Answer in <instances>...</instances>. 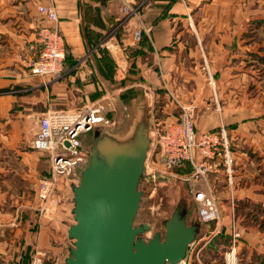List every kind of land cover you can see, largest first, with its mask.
I'll use <instances>...</instances> for the list:
<instances>
[{"label":"crops","instance_id":"crops-1","mask_svg":"<svg viewBox=\"0 0 264 264\" xmlns=\"http://www.w3.org/2000/svg\"><path fill=\"white\" fill-rule=\"evenodd\" d=\"M195 1H149L140 11V20L150 33L135 42L132 35L139 21H124L121 0H0V50L4 51L0 54V78L26 75L24 58L37 31L57 27L68 71L67 79L60 78L52 85L53 91L61 93L67 80L77 76L85 104L93 102L103 89L119 104L122 97L126 101L120 105L126 115L124 122L132 110L139 111L143 93L152 108L140 110L134 122L156 119L171 124L177 120V108L163 87L166 85L181 103L195 106L198 133L221 127L225 131L232 185L227 184L225 170L210 177L209 183L219 199L221 217H229L230 194L234 207L243 199L238 195L241 182L249 204L264 208V34L259 29L250 30L254 42L246 44V18L251 11H243L234 0H207L208 4L193 12L196 21L189 22L186 12L193 10ZM38 6L54 7L57 24L44 20ZM205 14L210 15V21L202 19ZM8 63L14 64L6 67ZM77 64L82 69L72 73ZM44 79L30 80L39 83L36 89L41 96ZM115 103L111 99L109 107L114 109ZM106 117L113 125L120 122L116 113L108 112ZM34 132L35 128L32 136L27 133L25 137L30 155L16 153L8 168L0 151V165L4 163L0 167V264H25L37 248L48 260L61 256L65 261L73 248L67 237L73 219L66 204L58 206L54 199L48 202V217L37 213L39 203L32 188L41 175L38 152L31 149ZM254 231L248 237V264H264V242L254 240L264 235V230ZM256 255H260L259 260L253 258Z\"/></svg>","mask_w":264,"mask_h":264},{"label":"rangeland","instance_id":"rangeland-1","mask_svg":"<svg viewBox=\"0 0 264 264\" xmlns=\"http://www.w3.org/2000/svg\"><path fill=\"white\" fill-rule=\"evenodd\" d=\"M199 1L200 0H196V3L193 2L191 4L193 10H187V21H196L193 12L197 11L199 6H202L203 4L206 5L209 2L207 0ZM234 2L239 3L243 11H251V16L248 17L247 14L246 18L247 22H249L247 33L245 35L242 34V36L244 35V38L247 40L246 44L253 43L254 40H251V35L253 34H250V30L259 29V33L264 34V0H234ZM250 2H253V4H250ZM123 19L124 21L127 20L124 18V15ZM202 19L210 21L211 17L210 15L205 14ZM250 26H254V28H250ZM111 30L112 29L109 31ZM2 53H4L3 49L0 50V54ZM15 55L16 59L20 62L19 55ZM65 59L66 56L59 77H45V79L34 77V79H44L42 80L44 81L42 83L44 88L42 96L39 94V89L38 92L36 89V85H39V83L36 81H30L33 77L30 76L28 72H26V75H20V77L0 78V151L2 153V158H5L4 161L6 163L8 162L6 166H4L3 163L0 167L4 166L8 168V165L11 166L10 159L18 152H27L30 155L31 150L25 144L26 134L28 133L32 136L33 129L35 128L34 124L48 111H72L87 105L82 98L83 94L81 93V89H78L80 88V84L78 83L77 76H72L71 80H67V85H65V89L61 93L53 91V84H58L60 78L67 79V73L65 74V72H67L68 69L65 66ZM13 64L14 63H8L5 66L10 67ZM78 66V64L74 65V70L71 69L70 71L74 73V71L82 69ZM106 92L107 91L103 89V91L100 92V95L96 98L93 97V102L88 104L99 103L106 106V113H116L120 122H118L117 125L111 123L108 127H97L91 132L83 135L84 138L81 139V151L84 155V162L76 169L73 176L68 178L64 176L59 177L58 183L54 185L53 191L48 197L49 202L56 199L58 206L66 204L69 210L70 219H73L74 217L72 213V188L79 185L82 171L88 166L90 156L96 152L103 140L109 139L119 145L130 144L134 141L138 128H141L143 134L146 136V120H141L140 125L134 122L135 117L140 110L142 113L149 108L146 106L149 102L146 95L143 93L141 94V106L139 111L132 110V112L129 113V117L127 116L128 119L124 122V116L126 115L121 111L120 105L122 104V101L119 104L117 102L118 99L116 100L112 98L113 96H109ZM114 97L116 98L115 94ZM111 99L116 102L114 109L112 106L109 107L108 104ZM145 99L148 101L147 103L145 102ZM40 101H42V103ZM124 109L126 110L127 107H124ZM10 138H12V140H10ZM38 155L39 157L36 159V163L41 178L37 179L36 187L32 188V191L36 193L39 203L37 213L46 218L48 216L44 214L45 212H41V208L44 207L45 203H42L39 198L37 186L42 182L50 181L51 160L46 153L38 152ZM154 158L155 155L150 152L147 161L149 163L139 184V191L142 195L134 225L139 226L146 224L150 227V230L142 235V239L147 242L154 234H160L163 236L165 231L164 222L168 220L176 210H178L186 220L187 225H193L197 228V236L193 245L189 248L186 255V261H189V264H228L227 259L232 249L230 223L231 220H234L235 229L239 233V237L236 239L237 247H235V261L238 264H248V237L251 232H255L254 230H257L258 232L264 230V208H262L260 204H249V201L244 195L245 191L243 190V187H241L242 182L239 184L238 195L243 199L239 201V204L236 203L238 208H236V206L234 207L235 210L232 217H221L219 221V232L217 231L215 223H209L210 226L213 224V227H211L212 229L210 230V226H206L198 220V206L192 202L190 195L192 185L190 183L180 181L179 179H172L171 177H160L157 174L152 178L153 174L149 169L154 167V164H152ZM148 172L151 175H149ZM256 193H260V190L256 191ZM48 204L49 203H46V205ZM207 228L209 230H206ZM215 233L218 234L215 235ZM225 238L229 240L228 244L227 242L221 241L222 239L227 241ZM254 240L257 242L262 240L264 242V235H258ZM257 246L260 245L257 244ZM36 250H39L38 252L41 253L43 264H64V260L61 256L56 260H48L46 253L42 249L37 248ZM36 250L34 249L32 251L31 256ZM254 257L259 258L260 255ZM29 260L30 258L25 264H28ZM262 260L264 261V259Z\"/></svg>","mask_w":264,"mask_h":264},{"label":"built area","instance_id":"built-area-1","mask_svg":"<svg viewBox=\"0 0 264 264\" xmlns=\"http://www.w3.org/2000/svg\"><path fill=\"white\" fill-rule=\"evenodd\" d=\"M136 1L121 0V11L125 19H138L139 26L132 36L135 42H139L150 33V28L141 23L140 11L151 0H142L140 3ZM37 12L44 20L57 24L58 16L54 7L38 6ZM27 49L28 56L24 58V62L30 76L59 77L64 64L65 45L57 27L39 29ZM163 87L179 110V114L176 122L171 124H161L156 119H148L149 145L143 175L151 152L155 155L152 161L154 167L149 169L153 174L152 178L157 174L160 177H171L190 183L192 202L198 206V220L204 225L215 223L218 231L221 207L209 178L225 170L227 184L230 187L232 185L229 144L225 131L221 127L218 131L198 133L195 130V106L181 103L166 85ZM151 105L149 102L148 107L152 108ZM106 114V106L92 103L72 111H48L37 120L31 148L36 152L48 154L51 160L50 181L42 182L37 186L39 198L45 203L41 208V212L44 211L45 215L50 210L49 204L46 205L49 202L48 197L54 185L58 183L59 177L73 176L76 169L84 162L79 138L96 127H108L111 122ZM185 167L190 168L189 173L180 174L178 171ZM233 212L234 206L230 194L226 213L232 217ZM230 224L232 249L227 260L228 264H236L235 247L239 233L235 229L234 220H231ZM193 243L189 245L186 255ZM186 258L187 256L178 264H189ZM28 264H43L41 253L35 251Z\"/></svg>","mask_w":264,"mask_h":264},{"label":"water","instance_id":"water-1","mask_svg":"<svg viewBox=\"0 0 264 264\" xmlns=\"http://www.w3.org/2000/svg\"><path fill=\"white\" fill-rule=\"evenodd\" d=\"M146 123V136L138 128L130 144L104 139L90 156L72 188L74 217L67 237L73 248L64 264H178L195 241L197 228L178 210L164 222L162 238L155 234L145 242L141 236L150 227L134 225L149 145Z\"/></svg>","mask_w":264,"mask_h":264},{"label":"trees","instance_id":"trees-1","mask_svg":"<svg viewBox=\"0 0 264 264\" xmlns=\"http://www.w3.org/2000/svg\"><path fill=\"white\" fill-rule=\"evenodd\" d=\"M144 38V37H143ZM143 40V39H142ZM66 55V54H65ZM121 101H122V103H125L126 101L124 100V99H122V97H121ZM125 101V102H124ZM124 105V104H123ZM177 110V117H178V114H179V110L178 109H176ZM189 171H190V169L189 168H187V167H185V168H183V169H180L178 172L180 173V174H186V173H189ZM236 208H238V207H236ZM226 239V238H225ZM227 241H224L223 239L221 240V241H223V242H227V244L229 243V240L228 239H226ZM253 258H256V257H253ZM257 260H259L258 258H257ZM262 263H264V262H262ZM259 264V263H258Z\"/></svg>","mask_w":264,"mask_h":264},{"label":"flooded vegetation","instance_id":"flooded-vegetation-1","mask_svg":"<svg viewBox=\"0 0 264 264\" xmlns=\"http://www.w3.org/2000/svg\"><path fill=\"white\" fill-rule=\"evenodd\" d=\"M139 226H142V225H139ZM154 235H155V234H154ZM154 235H153V236H154ZM158 235L162 238V236H161L160 234H158ZM153 236H152V237H153ZM141 237H142V236H141Z\"/></svg>","mask_w":264,"mask_h":264}]
</instances>
